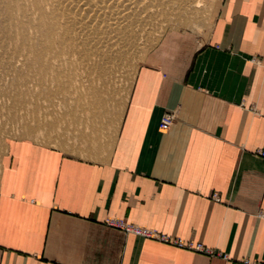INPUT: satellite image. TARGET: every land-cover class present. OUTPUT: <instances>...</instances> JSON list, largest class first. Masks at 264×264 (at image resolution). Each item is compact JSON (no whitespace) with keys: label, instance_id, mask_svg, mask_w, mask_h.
<instances>
[{"label":"crops","instance_id":"crops-1","mask_svg":"<svg viewBox=\"0 0 264 264\" xmlns=\"http://www.w3.org/2000/svg\"><path fill=\"white\" fill-rule=\"evenodd\" d=\"M124 107L105 157L7 143L0 264H264V0H220L205 37L167 33ZM166 113L176 121L164 132ZM100 119L85 116V132Z\"/></svg>","mask_w":264,"mask_h":264},{"label":"rangeland","instance_id":"rangeland-1","mask_svg":"<svg viewBox=\"0 0 264 264\" xmlns=\"http://www.w3.org/2000/svg\"><path fill=\"white\" fill-rule=\"evenodd\" d=\"M106 1L9 0V17L0 15V164L15 139L87 159L107 156L146 56L169 32L209 35L220 6ZM94 115L103 118L92 121L103 125L95 136L85 132V116Z\"/></svg>","mask_w":264,"mask_h":264},{"label":"built area","instance_id":"built-area-1","mask_svg":"<svg viewBox=\"0 0 264 264\" xmlns=\"http://www.w3.org/2000/svg\"><path fill=\"white\" fill-rule=\"evenodd\" d=\"M175 121H176L175 113H166L160 123V129L164 132L169 131L170 128L174 125ZM261 156L264 158V151L261 152ZM214 200L216 202H220V199L217 195L214 196ZM261 217L264 218V214H262ZM107 224L110 227L124 231L127 234H133V235L147 238V239L161 240L166 243H172L178 247H188L199 253H203L211 257L220 256L219 253L213 250L207 249L203 245H200V244H197L195 246L184 245L180 240L171 241L166 235H162V234L160 235L156 233L155 231L143 229L135 225H130L121 220H111V221H108ZM245 264H252V263H250L249 261H246ZM254 264H257V263H254Z\"/></svg>","mask_w":264,"mask_h":264},{"label":"bare ground","instance_id":"bare-ground-1","mask_svg":"<svg viewBox=\"0 0 264 264\" xmlns=\"http://www.w3.org/2000/svg\"><path fill=\"white\" fill-rule=\"evenodd\" d=\"M110 1V0H109ZM108 1V2H109ZM113 1V0H112ZM8 2H9V0H0V15H3V14H6V16L5 17H9L8 16V14L6 13V9L9 7L8 6ZM107 2V1H106ZM108 2H107V4H108ZM122 4V3H121ZM85 5V4H84ZM83 5V6H84ZM3 6V7H2ZM92 7V6H91ZM113 7V6H112ZM81 9H82V7H81ZM107 9V8H106ZM80 11H82V10H80ZM88 11H90V10H88ZM83 13H84V11H82ZM98 12V11H97ZM105 13V12H104ZM103 13V14H104ZM120 13V12H119ZM81 14V13H80ZM106 14V13H105ZM104 14V15H105ZM108 14V13H107ZM115 15V14H114ZM19 17V16H18ZM6 19V18H5ZM84 19V18H83ZM2 20V19H1ZM6 21H7V19H6ZM3 22V21H2ZM6 23V22H5ZM11 25V24H10ZM8 27V26H7ZM6 31V30H5ZM19 31V30H18Z\"/></svg>","mask_w":264,"mask_h":264}]
</instances>
